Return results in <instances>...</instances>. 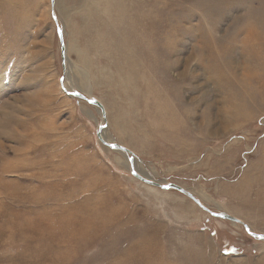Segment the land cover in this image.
<instances>
[{
	"label": "rangeland",
	"instance_id": "374dc122",
	"mask_svg": "<svg viewBox=\"0 0 264 264\" xmlns=\"http://www.w3.org/2000/svg\"><path fill=\"white\" fill-rule=\"evenodd\" d=\"M245 226L264 0H0V264H264Z\"/></svg>",
	"mask_w": 264,
	"mask_h": 264
},
{
	"label": "water",
	"instance_id": "95a60500",
	"mask_svg": "<svg viewBox=\"0 0 264 264\" xmlns=\"http://www.w3.org/2000/svg\"><path fill=\"white\" fill-rule=\"evenodd\" d=\"M52 7H53V2H52ZM57 35H58V38L60 39V42H61V46L63 45V42H62V34L60 31H57ZM63 47V46H62ZM63 52V51H62ZM71 96L73 97H76V98H79V99H85L84 96L82 94H77L76 92H71L70 93ZM90 104L92 105H95L97 106L98 108H100V110L102 111V113L104 112L103 111V108L102 106L100 105V103L96 100H93V99H88L87 100ZM97 137L98 139L100 140V142L111 148V149H114V150H117V151H120L122 152L123 154H128L130 155V162H132L133 160V154L126 148H124L123 146L121 145H118V144H115V143H112V144H109L108 142H106L100 133L97 134ZM132 174L140 181L148 184V185H152V186H155V187H159L161 188L162 190H175V191H178L184 195H186L188 198H190L192 201H194L200 208H202L203 210H205L206 212H208L209 214H211L213 217L215 218H219V219H222V220H228V221H231V222H234V223H240L242 224V222H240V220L226 214L225 212H212L210 211L209 209L205 208L194 196H192L190 193H188L186 190H184L183 188H181L180 186L178 185H175V184H166V185H161L159 183H156V182H152L150 181L149 179H147L146 177H142L140 176L139 174H137L136 172H132ZM146 178V179H145ZM246 228V232L248 234H250V236L252 237H255V238H258L259 240H264V235H258V234H254L253 232H250L248 230V227L245 226Z\"/></svg>",
	"mask_w": 264,
	"mask_h": 264
},
{
	"label": "bare ground",
	"instance_id": "6f19581e",
	"mask_svg": "<svg viewBox=\"0 0 264 264\" xmlns=\"http://www.w3.org/2000/svg\"><path fill=\"white\" fill-rule=\"evenodd\" d=\"M249 39H245L244 41L246 42V41H248ZM251 41V40H250ZM63 89L65 90V91H67V92H70L72 89H66V87H63ZM100 103V102H99ZM100 105L102 106V104L100 103ZM102 108H103V106H102ZM103 111H104V108H103ZM101 136H102V134H101ZM102 138L106 141V142H108L109 143V141H107L106 140V138L104 137V136H102ZM120 152V151H119ZM122 153V152H121ZM137 174H139L140 175V172L138 173V172H136ZM141 176V175H140ZM146 179V178H145ZM241 222V221H240Z\"/></svg>",
	"mask_w": 264,
	"mask_h": 264
}]
</instances>
